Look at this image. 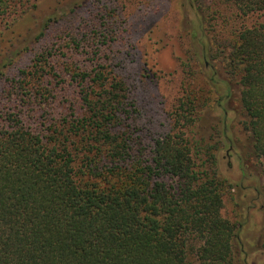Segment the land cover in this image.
Returning a JSON list of instances; mask_svg holds the SVG:
<instances>
[{
	"label": "trees",
	"instance_id": "1",
	"mask_svg": "<svg viewBox=\"0 0 264 264\" xmlns=\"http://www.w3.org/2000/svg\"><path fill=\"white\" fill-rule=\"evenodd\" d=\"M27 1L0 0V18ZM201 13V51L239 85L264 178V0H206ZM83 24L0 71V264H230L238 224L188 135L199 97L182 92L151 136L115 61L117 18Z\"/></svg>",
	"mask_w": 264,
	"mask_h": 264
},
{
	"label": "rangeland",
	"instance_id": "2",
	"mask_svg": "<svg viewBox=\"0 0 264 264\" xmlns=\"http://www.w3.org/2000/svg\"><path fill=\"white\" fill-rule=\"evenodd\" d=\"M205 1L28 0L0 18V71L27 65L37 48L110 11L118 23L115 61L135 82L142 113H151V136L167 131L182 92L199 97L188 135L203 156L214 158L224 184L220 213L238 224L230 264H264V178L252 152L239 85L219 60L201 51Z\"/></svg>",
	"mask_w": 264,
	"mask_h": 264
}]
</instances>
